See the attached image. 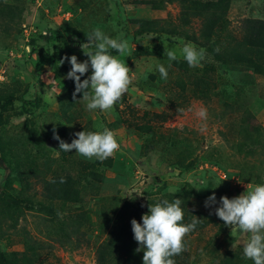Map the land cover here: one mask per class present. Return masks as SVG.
I'll list each match as a JSON object with an SVG mask.
<instances>
[{"label": "rangeland", "instance_id": "rangeland-1", "mask_svg": "<svg viewBox=\"0 0 264 264\" xmlns=\"http://www.w3.org/2000/svg\"><path fill=\"white\" fill-rule=\"evenodd\" d=\"M94 28L129 42L130 56L110 50L132 83L107 111L74 100L59 64L87 59ZM186 42L206 50L202 66L180 55ZM100 125L120 145L104 161L53 139L54 127L70 143ZM261 182L264 0H0V264H143L130 221L171 202L170 188L182 223L199 218L175 264H254L247 237L204 202Z\"/></svg>", "mask_w": 264, "mask_h": 264}, {"label": "clouds", "instance_id": "clouds-1", "mask_svg": "<svg viewBox=\"0 0 264 264\" xmlns=\"http://www.w3.org/2000/svg\"><path fill=\"white\" fill-rule=\"evenodd\" d=\"M84 33L87 40L80 47L87 59L80 61L74 54L66 55L59 64L67 60L71 65L66 78L74 82L72 93L74 100L80 93V99L86 103L87 110H111L127 92L132 78L129 75L131 70L124 60L121 61L117 56L111 55L110 50H115L124 57L130 56L129 42L124 39L123 33L112 37L99 28ZM179 52L189 67L202 66L201 61L206 54L205 49H198L191 42L184 43ZM165 56L169 60L177 59V53L169 50L166 45ZM89 69L91 74L86 76ZM156 69L161 78L166 80L168 76L166 68L157 64ZM81 77L85 78L81 79ZM199 115L206 117V110H201ZM98 127L101 130H82L73 133L74 138L70 143L61 139L54 127L53 139L59 142V150L64 152L75 150L87 159L104 161L119 150L120 145L112 130L103 125ZM50 182L55 183L54 180ZM60 182H65L63 177ZM190 182L196 183V181ZM178 190L179 188L169 189L174 196L171 202L162 199L154 204H148V211L141 215L142 222H138L135 218L130 221L133 238L138 244L136 251H143V264H175L172 257L186 250L184 237L199 223V218L196 216L190 223H182L183 200L174 195ZM217 203L214 214L224 222L225 226L231 229L235 227L238 233L247 237L241 242L244 256L254 261V264H264V182L247 185L245 191L232 198L221 195L218 202L213 193L204 202L205 207ZM235 246L232 244V248Z\"/></svg>", "mask_w": 264, "mask_h": 264}]
</instances>
